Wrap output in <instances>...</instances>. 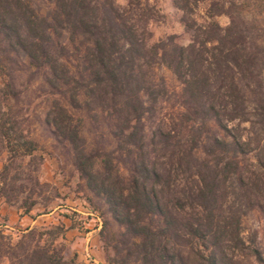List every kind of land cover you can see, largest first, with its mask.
Listing matches in <instances>:
<instances>
[{"label":"trees","instance_id":"16d2710c","mask_svg":"<svg viewBox=\"0 0 264 264\" xmlns=\"http://www.w3.org/2000/svg\"><path fill=\"white\" fill-rule=\"evenodd\" d=\"M125 1L0 0V133L12 158H39L12 103L16 73L34 68L58 95L45 122L103 215L109 264H264L243 230L250 211L264 215V0H173L188 43L153 40L150 0ZM10 168L0 196L13 204L28 186ZM36 187L18 205L25 214ZM5 230L0 264H86L56 244L60 226L15 240Z\"/></svg>","mask_w":264,"mask_h":264},{"label":"rangeland","instance_id":"374dc122","mask_svg":"<svg viewBox=\"0 0 264 264\" xmlns=\"http://www.w3.org/2000/svg\"><path fill=\"white\" fill-rule=\"evenodd\" d=\"M125 4V0H118ZM153 5V18L149 24L153 40L165 38L175 34L180 42L188 43L191 33L182 21L183 12L178 9L173 0H150ZM207 3H201L194 16L199 22L207 17ZM264 16V13H263ZM222 25H226L229 18L226 15L216 18ZM159 76H163L171 90H178L179 83L172 72L165 66H157ZM6 77L1 78L5 82ZM36 75L34 68H24L16 73L15 92L13 97V117L18 124L15 129L26 138L33 141L36 160L28 157L12 158L8 150V143L0 133V183L5 164L10 165V176L21 173L22 179L16 182L28 186L27 190L13 199V204L7 203L0 196V224H7L6 233L15 240L19 230L29 227L30 218H37L33 227L52 228L60 226L61 232L56 244L63 249L66 258L77 257L79 261H87V249L101 262L109 264L105 259V252L100 238L103 215L94 211L86 199L87 190L79 177V173L72 163L71 154L64 144L58 142L46 125L45 117L51 106L53 94ZM173 102V99H172ZM78 116V114H77ZM86 130H91V125L86 122ZM89 136L91 133L89 131ZM38 180L44 184L43 188L36 187L34 198L39 203L28 214L18 207L28 195V192ZM40 193V194H39ZM26 215L27 219L21 220ZM29 220V221H28ZM3 227V226H2ZM245 238L256 240L264 248V215L258 210L250 211L243 219ZM3 264H8L3 259Z\"/></svg>","mask_w":264,"mask_h":264},{"label":"built area","instance_id":"2783aa9c","mask_svg":"<svg viewBox=\"0 0 264 264\" xmlns=\"http://www.w3.org/2000/svg\"><path fill=\"white\" fill-rule=\"evenodd\" d=\"M87 261L91 264H101V262L94 256V254L87 249Z\"/></svg>","mask_w":264,"mask_h":264},{"label":"crops","instance_id":"0c3cea01","mask_svg":"<svg viewBox=\"0 0 264 264\" xmlns=\"http://www.w3.org/2000/svg\"><path fill=\"white\" fill-rule=\"evenodd\" d=\"M22 219L21 220H25V219H27V216L26 215H24V216H22L21 217ZM29 221V220H28ZM36 221H37V218H30V221H29V227H33L34 226V224L36 223ZM0 226H7V224H0Z\"/></svg>","mask_w":264,"mask_h":264}]
</instances>
